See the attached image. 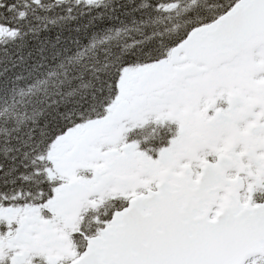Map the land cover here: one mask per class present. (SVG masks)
Instances as JSON below:
<instances>
[{"label": "snow or ice", "instance_id": "1", "mask_svg": "<svg viewBox=\"0 0 264 264\" xmlns=\"http://www.w3.org/2000/svg\"><path fill=\"white\" fill-rule=\"evenodd\" d=\"M0 264H264V0H0Z\"/></svg>", "mask_w": 264, "mask_h": 264}]
</instances>
